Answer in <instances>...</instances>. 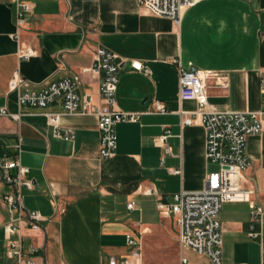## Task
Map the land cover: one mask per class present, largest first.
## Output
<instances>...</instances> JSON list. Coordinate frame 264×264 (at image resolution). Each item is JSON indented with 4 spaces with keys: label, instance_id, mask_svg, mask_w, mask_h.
Segmentation results:
<instances>
[{
    "label": "crops",
    "instance_id": "1",
    "mask_svg": "<svg viewBox=\"0 0 264 264\" xmlns=\"http://www.w3.org/2000/svg\"><path fill=\"white\" fill-rule=\"evenodd\" d=\"M28 1L31 11L18 26L15 4L0 0V108L20 115L19 121L0 119L1 156L29 169L25 179L32 187L21 188L22 204L43 220L39 230L22 227L11 238L25 252L34 251V264H108L129 254L127 235L140 238L142 264H181L182 258L211 264L180 245L175 217L158 210L174 194L202 190L217 166L205 159L198 104L178 98L174 60L215 74L206 85L208 110L259 111L264 0H201L184 11L178 26L139 0ZM100 47L117 57L116 109L140 114L136 122L116 125L117 147L109 159L99 153L94 113L64 114L60 103L43 110L20 107L19 92L9 89L16 76L40 90L79 75V96L97 107L100 78L85 70ZM27 50L33 54L23 59ZM132 62L150 75L134 70ZM155 101L165 113L153 111ZM46 113L59 114V125L73 130L72 140L55 136ZM186 117L192 125H182ZM246 154L251 167L241 187L252 191L253 203L264 205V125L247 138ZM13 192L0 173V264H17L6 256L5 226L14 215L5 197ZM249 212L248 202L222 205V264H259V237L247 236ZM253 231L264 234V217Z\"/></svg>",
    "mask_w": 264,
    "mask_h": 264
},
{
    "label": "built area",
    "instance_id": "2",
    "mask_svg": "<svg viewBox=\"0 0 264 264\" xmlns=\"http://www.w3.org/2000/svg\"><path fill=\"white\" fill-rule=\"evenodd\" d=\"M16 6L17 25L24 22V15L30 13L31 3L28 0H11ZM201 0H139V5L152 14L166 17L178 26L182 14ZM32 52L24 51L21 56L28 59ZM116 55L100 47L96 50L89 71L100 78L99 93L101 104L92 107L88 96L81 98L78 94L79 75L54 81L40 90L30 87L29 83L20 77H14L9 83L11 91H18L20 107L45 109L55 103H60L62 113H89L97 117V129L100 133L99 153L102 159L111 158L117 147L115 127L119 123L136 122L138 113H126L116 109V89L119 82V65ZM178 67V98L180 101H195L198 104L197 117L205 131V159L217 165V170L210 172L202 190L196 192H179L174 194L171 203H158L162 215L174 216L178 229L179 243L182 247L194 251L199 256L209 259L211 264H222V229L219 220L222 205L226 202H248L249 238L259 237L260 262L264 264V234L253 231L254 224L264 217V205L251 201L252 191L241 187L245 172L251 167V161L246 154V141L252 135L262 132L264 125V70L261 73L260 88L263 95V105L256 112H220L208 110L206 93L207 80L215 74L210 70L194 69L183 66L179 60H174ZM131 67L144 75L150 71L139 62H132ZM155 113H165L161 102H153ZM53 127L56 137L65 141L73 138V130L59 125V114H44ZM10 117L19 121L20 115L10 114L6 108H0V119ZM193 120L186 117L182 125L190 126ZM167 134L169 131L166 132ZM162 136L160 140L165 139ZM3 143L0 141V173L1 179L14 186V192L5 197L9 213L14 215L5 226L7 235L6 256L15 259L17 264H34L31 255L33 250L25 252L18 241L11 236L18 234L22 227L33 231L40 229L43 220L35 211L26 210L22 204L21 188H31V183L25 179L29 172L27 167L20 165L17 158L7 159L1 156ZM15 171V172H13ZM177 173V172H176ZM134 204L127 205L133 209ZM126 245L130 248L127 256L121 259L111 258L108 264H142V247L140 238L126 236ZM181 264H189L182 258Z\"/></svg>",
    "mask_w": 264,
    "mask_h": 264
},
{
    "label": "rangeland",
    "instance_id": "3",
    "mask_svg": "<svg viewBox=\"0 0 264 264\" xmlns=\"http://www.w3.org/2000/svg\"><path fill=\"white\" fill-rule=\"evenodd\" d=\"M216 170H217V166L214 165V166L211 167L210 171H216Z\"/></svg>",
    "mask_w": 264,
    "mask_h": 264
}]
</instances>
